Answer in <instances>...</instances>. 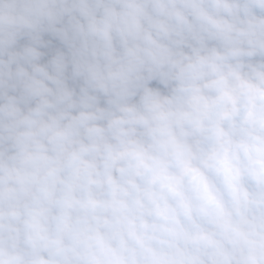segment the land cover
Listing matches in <instances>:
<instances>
[{
	"label": "clouds",
	"instance_id": "9594fccd",
	"mask_svg": "<svg viewBox=\"0 0 264 264\" xmlns=\"http://www.w3.org/2000/svg\"><path fill=\"white\" fill-rule=\"evenodd\" d=\"M0 264H264V0H0Z\"/></svg>",
	"mask_w": 264,
	"mask_h": 264
}]
</instances>
